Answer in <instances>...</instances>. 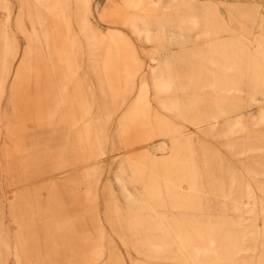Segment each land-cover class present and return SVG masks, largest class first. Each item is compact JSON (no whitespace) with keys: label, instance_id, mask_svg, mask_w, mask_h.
Returning a JSON list of instances; mask_svg holds the SVG:
<instances>
[{"label":"rangeland","instance_id":"374dc122","mask_svg":"<svg viewBox=\"0 0 264 264\" xmlns=\"http://www.w3.org/2000/svg\"><path fill=\"white\" fill-rule=\"evenodd\" d=\"M263 10L0 0V264H264Z\"/></svg>","mask_w":264,"mask_h":264},{"label":"bare ground","instance_id":"6f19581e","mask_svg":"<svg viewBox=\"0 0 264 264\" xmlns=\"http://www.w3.org/2000/svg\"><path fill=\"white\" fill-rule=\"evenodd\" d=\"M250 4H248V5H246V7L247 8H252L254 5H250ZM241 8H242V6H241ZM234 15V14H233ZM261 16L262 17H264V10H263V12H261ZM260 16V12H259V17H258V13H257V11H255L254 12V16H253V20H252V22H254V23H256L257 21H258V18H260V19H263L262 17ZM230 20V19H229ZM224 21H225V19H224ZM235 22V21H234ZM261 24V23H260ZM246 29V28H245ZM247 34H249L247 31H245ZM251 35V34H250ZM245 40H244V43H249V39L248 38H244ZM192 186V185H191ZM193 192V191H192ZM188 194V193H187ZM189 197V196H188ZM161 198V197H160ZM178 199V198H177ZM183 199H184V197H183ZM189 200V199H188ZM181 201V200H180ZM187 244V243H186Z\"/></svg>","mask_w":264,"mask_h":264},{"label":"crops","instance_id":"0c3cea01","mask_svg":"<svg viewBox=\"0 0 264 264\" xmlns=\"http://www.w3.org/2000/svg\"><path fill=\"white\" fill-rule=\"evenodd\" d=\"M23 70H24V67L22 69L21 68L17 69L16 74H15L16 78H19L21 76V72Z\"/></svg>","mask_w":264,"mask_h":264}]
</instances>
